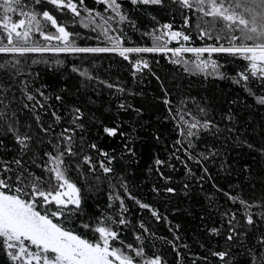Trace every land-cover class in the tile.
<instances>
[{
    "label": "trees",
    "instance_id": "obj_1",
    "mask_svg": "<svg viewBox=\"0 0 264 264\" xmlns=\"http://www.w3.org/2000/svg\"><path fill=\"white\" fill-rule=\"evenodd\" d=\"M73 2L78 4V0ZM117 2L124 20L99 0H84L79 17L47 0L39 5L22 0L26 11L48 10L73 34L70 40L77 47H112L116 40L127 48L152 47L154 36L169 31H180L190 39L170 40L167 46H227V40L201 37V30L214 37L223 22L201 19L203 14L195 8H182L173 0H163L162 5ZM19 11L8 15L13 20L22 18ZM41 22L47 24L48 33H55L50 22ZM165 24L172 28L165 29ZM34 45L62 46L39 34L28 41L27 46ZM127 56L126 60L117 50L0 53V112L6 114L0 120V160L19 158L28 172L48 178L51 173L44 166L54 165L45 154L55 156L70 145L75 154L65 153L61 167L80 189L83 211L69 227L91 239L93 233L80 225L110 216L127 221L112 225L121 241L143 248L145 257L160 256L162 264H253L254 258L264 257L259 244L264 237V219L260 218L264 212V104L258 103V97H264V80L251 77L248 61L225 52L211 56L205 52L199 58L192 52ZM201 61L208 66L197 68ZM137 62L139 71L134 66ZM242 72L249 80L242 79ZM28 95L34 99L28 100ZM165 99L170 103L166 105ZM77 108L80 113L74 111ZM77 115L80 119L73 123ZM196 122L197 127L190 128ZM206 122L208 127H204ZM9 124L32 137L23 154L8 131ZM106 127L116 128L117 134L108 135ZM64 129H70L64 137L72 136L71 141L61 137ZM188 131L193 135H187ZM157 160L164 163L157 164ZM101 163L111 171L105 173ZM11 167L18 171L15 164ZM241 199L254 205L248 210L256 220L254 226L246 224ZM137 200L150 209L141 208ZM233 213L239 235L228 241L227 220ZM213 227L220 229L219 235L210 233ZM214 251H226L228 256L221 260L211 254ZM136 260L143 264L141 257ZM0 264H12L2 247Z\"/></svg>",
    "mask_w": 264,
    "mask_h": 264
},
{
    "label": "snow or ice",
    "instance_id": "obj_2",
    "mask_svg": "<svg viewBox=\"0 0 264 264\" xmlns=\"http://www.w3.org/2000/svg\"><path fill=\"white\" fill-rule=\"evenodd\" d=\"M42 2L43 0H34L37 5ZM99 2L106 4L108 9L116 12L121 20L126 19L119 11L121 5L117 0H99ZM173 2L185 9L195 8L203 14L201 19L212 17L213 21L223 22V27L219 31H215L216 26L213 25L214 37L212 32L206 30H201L200 35L201 37L207 36L209 39L215 38L217 42L222 39L227 40V46L220 44L218 47L167 48L170 40H177L181 37L184 41L190 39L189 35L180 31H169L154 36L152 47L123 48L119 51V55L127 60V53L171 52L173 56H178L182 52H192L199 58L205 52L209 53V56L214 52H225L239 55L248 61L251 77L264 80V0H173ZM47 3L54 5L58 10L67 9L79 17L81 15L79 7L83 6L84 0H78V4L74 3L73 0H47ZM131 3L134 5H162L163 0H131ZM24 8L22 0H0V9H3L4 12V15L0 17V29H2L0 31V53H18L20 55L29 52L92 53L116 51L119 47V40H116L111 48L77 47L70 40L73 34L66 31L65 26L59 24L48 10L37 12L34 9L26 11ZM17 9L20 10L19 15L22 18L13 20L8 13H14ZM86 11L91 17V11L87 9ZM96 15L100 14L97 13ZM41 20L50 22V25L56 30L55 33H48L45 30L47 24L42 23ZM92 22H95V17L92 18ZM187 22L186 18L185 24ZM163 27L171 29L172 25L165 24ZM102 31L107 33V29H102ZM35 34H39L45 41H60L62 46H27L29 39ZM164 36H167L168 39H164ZM4 39L7 40L6 44L3 43ZM108 39L111 40L112 37H108ZM160 41L163 42L160 43ZM15 63L18 64L19 61ZM211 63L215 69L217 67L216 62L212 61ZM134 66L139 71L140 62ZM207 66L206 61H201L196 65L197 68ZM0 67L3 66L0 65ZM143 67H148L147 61L143 62ZM240 76L244 81L249 80V75L244 72L240 73ZM27 99L31 101L34 97L28 95ZM56 99L60 100L61 97L57 96ZM163 102L166 105L170 103L167 99ZM258 103L264 104V97H258ZM120 107L123 108L124 105H120ZM74 111L80 113L78 108ZM53 116L57 121L60 120L56 113H53ZM3 119H6V114L0 112V120ZM79 119L80 115L75 116L73 123ZM37 120L39 121V117ZM197 124L198 122L192 123L190 128H196ZM204 127H208L207 122ZM42 130L45 133L48 131L47 128H42ZM8 131L13 133L21 154L28 150L29 142L32 140L30 135L20 133L12 124H9ZM69 131L70 129H64L61 137H64V133ZM104 131L111 136L117 134L116 128L106 127ZM187 135L191 136L193 133L188 131ZM64 139L71 141L72 136L64 137ZM65 153L75 154L70 145L65 151H58L55 156L52 153L45 154L54 165L52 167L44 166L46 171L51 173L48 178L38 177L28 172L19 158L12 161L0 160V247L12 261V264H139L136 257H141L143 264H162L160 256L145 257L143 248H135L132 244H125L119 239V232L112 225L126 224L127 221L123 218L116 221L110 216H102L97 218L95 224L91 222L82 223L80 227L92 232L94 239L89 238L86 233L69 227L72 218L81 213L83 209L80 189L67 178V169L61 167L64 164L62 157ZM103 154L107 155L106 153ZM84 159L86 163L90 162V157ZM156 163L162 164L164 162L157 160ZM12 164L16 165L18 171H14L11 167ZM100 167L105 173L111 171V168L103 163L100 164ZM13 172L14 175H7ZM167 191L172 192L173 189L168 188ZM229 198L233 201L238 199L232 196ZM136 202L141 208L150 209V205L138 200ZM239 204L243 208L246 224L254 226L256 220H254L253 214L248 211L254 205L242 199L239 200ZM109 206L111 207V205ZM121 207L123 208V201H121ZM151 212L153 216H157L155 210H151ZM224 215L228 216L229 214L224 213ZM260 218L264 219V212L260 214ZM235 220V213L231 214L227 220L228 235L226 239L228 241H233L239 235V225L234 223ZM209 231L214 235L220 234V229L216 227ZM136 239L139 240L140 237ZM117 243L121 246L117 247ZM259 244L264 248V237L260 238ZM129 250L134 255L130 254ZM211 254L221 260H225V257L228 256L226 251H214ZM261 260H264V257L254 258L253 264H260ZM225 264H230V262L225 261Z\"/></svg>",
    "mask_w": 264,
    "mask_h": 264
},
{
    "label": "rangeland",
    "instance_id": "obj_3",
    "mask_svg": "<svg viewBox=\"0 0 264 264\" xmlns=\"http://www.w3.org/2000/svg\"><path fill=\"white\" fill-rule=\"evenodd\" d=\"M49 47H51V46H49ZM179 47H186V48H202V47H209V46H202V47H194V46H181V45H179V46H167V48H179ZM213 47H215V46H213ZM90 48H97V47H90ZM109 48H111V47H109ZM123 48H127V47H125V46H119L118 48H117V51L119 52L121 49H123ZM130 48H136V47H130ZM127 54H129V53H127Z\"/></svg>",
    "mask_w": 264,
    "mask_h": 264
},
{
    "label": "bare ground",
    "instance_id": "obj_4",
    "mask_svg": "<svg viewBox=\"0 0 264 264\" xmlns=\"http://www.w3.org/2000/svg\"><path fill=\"white\" fill-rule=\"evenodd\" d=\"M113 15V14H112ZM108 19V18H107Z\"/></svg>",
    "mask_w": 264,
    "mask_h": 264
}]
</instances>
